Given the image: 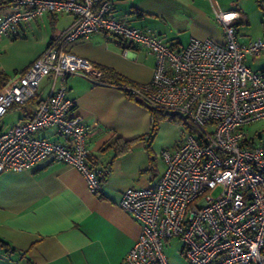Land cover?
<instances>
[{
	"label": "built area",
	"instance_id": "built-area-1",
	"mask_svg": "<svg viewBox=\"0 0 264 264\" xmlns=\"http://www.w3.org/2000/svg\"><path fill=\"white\" fill-rule=\"evenodd\" d=\"M209 1L224 41L192 37L182 48L118 19L112 0H12L0 15V40L44 13L73 16L23 72L0 87V173L59 161L79 170L90 192H99L103 172L93 165L87 127L66 93L71 74L97 78L102 71L65 49L96 32L153 53L150 80L123 89L197 128L191 132L179 124L183 138L160 151L164 165L154 184L122 191L120 206L140 223L122 264H170L164 241L172 236L182 242L187 264H264V143L254 145L246 130L264 119V73L244 63L264 53V38L240 43L238 11ZM44 77L48 96L36 101L27 119L4 129L8 110L33 100ZM44 130L66 140L41 135Z\"/></svg>",
	"mask_w": 264,
	"mask_h": 264
},
{
	"label": "crops",
	"instance_id": "crops-1",
	"mask_svg": "<svg viewBox=\"0 0 264 264\" xmlns=\"http://www.w3.org/2000/svg\"><path fill=\"white\" fill-rule=\"evenodd\" d=\"M112 1L118 19L149 30L177 48L192 37L224 41L209 0ZM214 2L223 10L238 11L235 23L240 43L264 38V0ZM11 3L0 0V15L10 10ZM72 20L69 13H44L21 23L16 33L2 37L1 86L12 75L23 72ZM65 49L135 85L150 80L155 64L153 53L105 32L69 42ZM244 63L252 71L264 73V53L256 59L247 57ZM113 80L109 75L89 78L81 74H71L67 79L66 95L74 102L72 111L82 117L93 165L103 172L97 194L89 191L79 170L59 161L0 173V264L123 263L140 232V223L120 206L122 191L155 183L164 165L159 156L163 149L158 146L160 130L172 123L160 120L157 132L151 135L149 109L122 86L111 84ZM48 94V78L44 77L33 100L13 106L5 114L13 119L9 124L27 119L36 101ZM250 125L246 130L252 143H264L263 129L251 133ZM41 135L66 140L53 130H44ZM116 139L121 143H115ZM130 140L134 141L129 149L122 151V142Z\"/></svg>",
	"mask_w": 264,
	"mask_h": 264
},
{
	"label": "rangeland",
	"instance_id": "rangeland-1",
	"mask_svg": "<svg viewBox=\"0 0 264 264\" xmlns=\"http://www.w3.org/2000/svg\"><path fill=\"white\" fill-rule=\"evenodd\" d=\"M12 117H6L3 123V128H7L12 121ZM168 120V119H166ZM172 124H164L161 127L159 134V144L160 148L173 147L179 144V140L183 138V132L180 125L177 122L169 120ZM212 128L213 124L209 125ZM263 129L264 132V121L257 122L250 125L249 131L253 133L254 130ZM256 136V135H255ZM218 190L214 191L217 194ZM164 251L170 260V264H187V261L183 255L182 242L179 237L172 236L170 240L164 241Z\"/></svg>",
	"mask_w": 264,
	"mask_h": 264
},
{
	"label": "trees",
	"instance_id": "trees-1",
	"mask_svg": "<svg viewBox=\"0 0 264 264\" xmlns=\"http://www.w3.org/2000/svg\"><path fill=\"white\" fill-rule=\"evenodd\" d=\"M101 71H102V75L105 76V75H109L111 76L114 80L111 82V84H114V85H118V86H126V85H135L131 82H128L124 79H122L121 77H119L118 75H116L114 73L113 70L111 69H106V68H100ZM0 87H1V83H0ZM149 111H150V114H151V118H152V125H151V135H154L157 130H158V124H159V121L160 120H163V119H168V120H171V121H174V122H177L178 124L182 125L186 130L188 131H197V128L195 127V125H193L191 123V121L188 119V118H185V117H178L177 115H167L165 113L164 110L162 109H158V108H152V107H148L146 106ZM134 140H130V141H123L122 142V151H127L130 147V144L133 142ZM115 143H121L120 142V139H116L114 140ZM146 151L150 157V161H153V155L151 153V150H150V146L147 145L146 146ZM103 180V176L101 178ZM3 244H5L4 242H2Z\"/></svg>",
	"mask_w": 264,
	"mask_h": 264
},
{
	"label": "water",
	"instance_id": "water-1",
	"mask_svg": "<svg viewBox=\"0 0 264 264\" xmlns=\"http://www.w3.org/2000/svg\"><path fill=\"white\" fill-rule=\"evenodd\" d=\"M165 113H166L167 115H173V114H174V112L171 111V110H166Z\"/></svg>",
	"mask_w": 264,
	"mask_h": 264
}]
</instances>
